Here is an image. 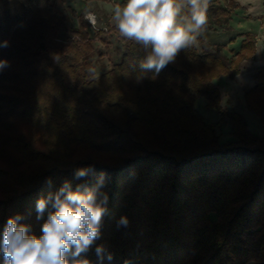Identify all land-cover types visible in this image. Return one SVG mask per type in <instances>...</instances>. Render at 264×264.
Wrapping results in <instances>:
<instances>
[{"label":"trees","instance_id":"trees-1","mask_svg":"<svg viewBox=\"0 0 264 264\" xmlns=\"http://www.w3.org/2000/svg\"><path fill=\"white\" fill-rule=\"evenodd\" d=\"M61 2L0 0V60L7 61L0 68V241L17 214L41 235L37 200L65 180L73 190L93 186L103 173L108 212L100 239L79 259L264 264V136L224 109L213 82L239 73L256 35L246 34L233 57L199 38L159 73L146 74L139 69L145 52L127 40L120 62L95 76L82 18L68 28L67 43L58 40L67 29ZM238 6L211 1L206 13L216 28L229 29ZM255 79L245 100L264 124V67ZM199 97L220 114L217 125L197 110ZM226 119L236 140L221 143L217 127ZM81 168L90 171L76 179ZM121 217L127 226H118ZM97 245L107 250L103 261Z\"/></svg>","mask_w":264,"mask_h":264},{"label":"clouds","instance_id":"clouds-1","mask_svg":"<svg viewBox=\"0 0 264 264\" xmlns=\"http://www.w3.org/2000/svg\"><path fill=\"white\" fill-rule=\"evenodd\" d=\"M206 7L207 0H125L114 6L112 19L120 36L145 52L139 63L141 73H159L180 50L196 43L207 23ZM6 64L0 60V68ZM89 171L78 169L75 178H85ZM104 183L103 173L95 185L80 184L75 190L65 180L57 190L39 198L37 219L44 221L39 236L31 232L30 225L20 223L21 215L9 217L0 241L3 264H89L79 257L100 239L102 218L108 212ZM127 223L121 217L118 226ZM95 251L103 261L105 246L97 245Z\"/></svg>","mask_w":264,"mask_h":264},{"label":"crops","instance_id":"crops-1","mask_svg":"<svg viewBox=\"0 0 264 264\" xmlns=\"http://www.w3.org/2000/svg\"><path fill=\"white\" fill-rule=\"evenodd\" d=\"M211 1L217 0H207V4ZM236 1L239 6L234 10L229 19L228 25L230 28H220V30L213 31L207 30L206 39H204V36H200V38L211 44L225 46L224 52L229 57H233L241 48L246 34L253 33L256 35L255 53L252 58L245 59L240 63L239 73L234 77L223 75L215 78L213 82L221 92V101L224 109L232 113H241L247 121L249 131L254 136L262 138L264 136V124L261 118L247 107L245 95L256 85L255 76L258 69L264 67V37H262L264 22L263 0ZM207 17L208 24L211 25L209 21L210 17ZM226 46H232L235 49L234 52H231ZM196 108L206 121L215 125L220 121V114L208 107V101L205 97L197 98ZM223 125V132H221ZM223 125L217 127L219 135L220 133L224 135L223 137L220 135V142L235 141L236 138L232 134V126L229 120L226 119Z\"/></svg>","mask_w":264,"mask_h":264},{"label":"rangeland","instance_id":"rangeland-1","mask_svg":"<svg viewBox=\"0 0 264 264\" xmlns=\"http://www.w3.org/2000/svg\"><path fill=\"white\" fill-rule=\"evenodd\" d=\"M123 0H62L59 11L63 14L67 22V29L61 31L58 40L67 43L69 35L68 28L71 26L79 27V19L82 18L86 23L87 31L93 41L94 50L91 54L93 63V74L99 76L110 69L114 64L120 62L127 40L120 36L118 30H109V26L115 25L112 19V10L116 4H121ZM208 19V17H207ZM207 23L200 36L206 39L207 30H220ZM100 32V33H99ZM197 37V39L200 38ZM264 37V22L263 33ZM232 45V44H231ZM231 52L234 48L226 46ZM201 50V47H199ZM224 125L221 128L223 132ZM223 137V133H220ZM223 140V138H222ZM214 217V216H213ZM244 264V261H239ZM247 264H255L248 262Z\"/></svg>","mask_w":264,"mask_h":264}]
</instances>
